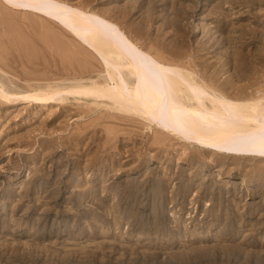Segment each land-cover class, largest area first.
Returning <instances> with one entry per match:
<instances>
[{"label":"rangeland","instance_id":"374dc122","mask_svg":"<svg viewBox=\"0 0 264 264\" xmlns=\"http://www.w3.org/2000/svg\"><path fill=\"white\" fill-rule=\"evenodd\" d=\"M62 1L217 93L264 96V0ZM0 9V264H264L263 155L162 131L132 95L16 100L105 69L59 20Z\"/></svg>","mask_w":264,"mask_h":264},{"label":"bare ground","instance_id":"6f19581e","mask_svg":"<svg viewBox=\"0 0 264 264\" xmlns=\"http://www.w3.org/2000/svg\"><path fill=\"white\" fill-rule=\"evenodd\" d=\"M0 4L59 20L98 51L105 69L103 82L91 79L85 84L78 81L70 88L36 90L31 96L38 98L18 97L16 100L23 103L35 100L43 105L48 98L62 101L60 92L107 100L132 95L140 102L139 112L162 131L173 130L204 149L226 155L264 156V103H261L264 96L234 100L217 93L199 82L195 72L161 62L144 51L112 22L62 0H0ZM10 97L0 86V98L8 101ZM203 99L211 102L218 117L205 110ZM133 103L124 106L129 109ZM185 120L192 125L185 126Z\"/></svg>","mask_w":264,"mask_h":264}]
</instances>
